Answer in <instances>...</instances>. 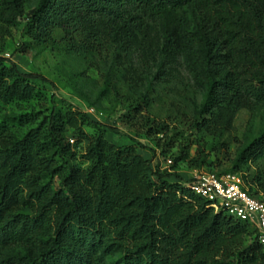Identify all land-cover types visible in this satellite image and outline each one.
<instances>
[{"label":"trees","instance_id":"16d2710c","mask_svg":"<svg viewBox=\"0 0 264 264\" xmlns=\"http://www.w3.org/2000/svg\"><path fill=\"white\" fill-rule=\"evenodd\" d=\"M24 4L3 0L1 17L14 25L25 16L26 32L37 44L51 43L64 22L97 20L129 38L137 32L144 41L157 30L158 69L179 57L205 94L202 112L208 117L197 123L202 130L228 128L239 111L264 103V0H38L27 13ZM39 82L52 84L0 56V101L31 100ZM84 126L98 124L71 110L49 116L48 148L57 149L64 163L58 191L41 184L51 166L36 150L38 130L0 148V264H106L117 252L123 254L120 264H264L255 229L214 213L191 191V180L155 171L134 146L118 148L104 131L90 138ZM68 130L77 133L78 143L89 142L87 169L71 163ZM188 159H175L172 171ZM258 162L262 170L253 178L238 172ZM237 163L225 173L241 174L250 195L264 202V128ZM191 164L199 169L205 162ZM20 206L32 214L16 213ZM12 246L24 252L5 255Z\"/></svg>","mask_w":264,"mask_h":264},{"label":"rangeland","instance_id":"374dc122","mask_svg":"<svg viewBox=\"0 0 264 264\" xmlns=\"http://www.w3.org/2000/svg\"><path fill=\"white\" fill-rule=\"evenodd\" d=\"M0 56L15 62L23 73L39 74L52 84H36V95L28 101H0V148L20 140L29 132H40L36 147L39 158L47 161L51 171L42 173L41 184L51 183L60 189L64 163L57 149L48 148L46 131L53 110L85 113L98 124L84 126L88 137L104 131V138L118 148L134 146L139 155L148 159L155 171L170 169L184 181L191 180L195 171L225 173L233 171L240 152L264 128V103L250 112H238L232 125L216 132L197 126L202 118L204 92L195 88L180 58L158 69L155 51L160 37L153 31L147 41L134 32L129 38L114 31V26H102L97 20H85L75 25L63 24L55 29L52 42L46 45L32 41L26 32L27 18L16 24L5 23L1 17ZM38 0H24L27 13ZM97 40L86 43L91 38ZM66 141L75 159L71 163L87 169L83 157L88 141L78 143L72 130ZM42 146V147H41ZM189 156L172 171L167 161ZM205 164L197 169L191 160ZM166 169V170H165ZM262 170V163H248L239 173L253 178ZM54 173V174H53ZM169 181H175L170 178ZM16 213L32 214L28 206ZM23 246H12L4 254L13 256L24 252ZM123 254L117 252L106 264H120Z\"/></svg>","mask_w":264,"mask_h":264},{"label":"built area","instance_id":"2783aa9c","mask_svg":"<svg viewBox=\"0 0 264 264\" xmlns=\"http://www.w3.org/2000/svg\"><path fill=\"white\" fill-rule=\"evenodd\" d=\"M172 165L168 160L167 166ZM189 187L214 213L223 212L255 229L258 242L264 248V202L250 195L241 174L195 171Z\"/></svg>","mask_w":264,"mask_h":264}]
</instances>
